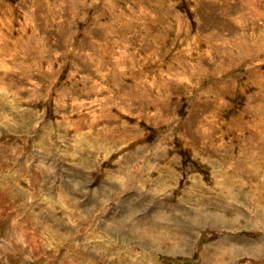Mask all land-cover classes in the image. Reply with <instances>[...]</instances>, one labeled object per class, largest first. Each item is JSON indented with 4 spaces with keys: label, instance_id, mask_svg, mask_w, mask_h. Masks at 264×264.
<instances>
[{
    "label": "rangeland",
    "instance_id": "rangeland-1",
    "mask_svg": "<svg viewBox=\"0 0 264 264\" xmlns=\"http://www.w3.org/2000/svg\"><path fill=\"white\" fill-rule=\"evenodd\" d=\"M0 264H264V0H0Z\"/></svg>",
    "mask_w": 264,
    "mask_h": 264
}]
</instances>
